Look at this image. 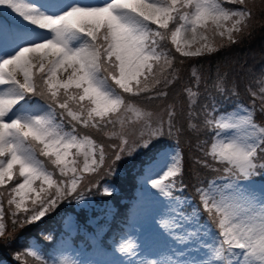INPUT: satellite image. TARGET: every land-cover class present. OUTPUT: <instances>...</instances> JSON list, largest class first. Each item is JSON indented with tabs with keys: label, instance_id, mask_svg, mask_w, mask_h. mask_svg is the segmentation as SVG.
Segmentation results:
<instances>
[{
	"label": "snow or ice",
	"instance_id": "snow-or-ice-1",
	"mask_svg": "<svg viewBox=\"0 0 264 264\" xmlns=\"http://www.w3.org/2000/svg\"><path fill=\"white\" fill-rule=\"evenodd\" d=\"M254 7L251 0H0V17L21 18L0 25V238H7L6 217L21 228L41 222L62 202L83 201L87 177L101 169L116 176L117 162L178 135L172 104L165 118L137 103L167 97L177 79L167 42L180 57L211 54L250 29ZM221 80L215 87L223 93ZM185 91L189 129L211 137L193 166L215 175L193 185L195 199L185 196L179 142L156 149L142 184L162 209L154 218L157 243L124 239L111 264H264V187L259 194L251 188V178L264 174V123L255 108L240 105L231 112L203 105L198 114L199 93ZM259 98L264 113V87ZM198 115L202 122L193 123ZM81 129L118 141L108 145L112 156ZM25 255L35 264H76L66 249Z\"/></svg>",
	"mask_w": 264,
	"mask_h": 264
},
{
	"label": "trees",
	"instance_id": "trees-1",
	"mask_svg": "<svg viewBox=\"0 0 264 264\" xmlns=\"http://www.w3.org/2000/svg\"><path fill=\"white\" fill-rule=\"evenodd\" d=\"M250 29L241 36L237 37V43H228L223 41L224 46L219 47L217 51L199 57H180L179 53H175L173 48L167 47L172 50V54L177 57L176 67L178 69L177 79L165 89L168 96L156 101H139L137 100L146 111L154 113V116L165 115L162 110L167 108V105L172 104L177 113L175 121L177 126L181 128V132L176 136H169L165 134L159 138V143L152 151L140 150L138 153L117 162L118 175L112 176L105 173L104 169L98 175L87 177L81 185V190L84 195H91L95 201L101 204H109L114 208L113 217L109 225V233L113 228H117L118 217L122 214L123 208L126 204L125 199L130 196V188L133 182H136L138 177L144 172V165L151 158L156 149H167L175 147L177 141L184 156V183L187 185L184 195L193 197V185L200 181L212 178L215 173L208 169H204L199 165L193 166L196 159H203L201 148H210V134L205 130L194 132L188 127V111H189V96L185 91L186 88H191L193 91L198 92L197 104L193 106V110L198 114L201 112L203 105H216L218 108L233 111L235 106L240 105L246 108H255V119L257 123H264V113L259 111L261 101L259 92L264 84V66H259L256 71L257 65L264 64V3H261L258 10H255L253 19L250 21ZM183 60L184 63L178 65L179 61ZM196 71L200 76V83L196 85V79L192 75ZM218 77H222L221 84L225 91L219 92L215 87V82ZM253 92L257 95L254 97ZM235 93V94H234ZM32 101L37 100L34 98ZM40 103H43L40 101ZM193 123L200 124L203 120L202 116L191 118ZM93 133L97 143L105 147L108 157L112 156V150L108 145L118 143L114 138L97 133L94 129H86ZM208 140V144L202 142ZM82 160V157H81ZM110 163V160H107ZM264 178V174H258ZM255 177V176H254ZM115 188L112 195L104 194V187L109 185ZM125 201V202H124ZM74 199H69L62 202L53 212L42 219L41 222L28 225L26 227H14L6 217V234H9V240L0 238V261L3 264H35L32 257H27L26 241L28 238L35 237L41 240L44 234L53 231L59 222V216L62 213L73 212L81 219L82 222H87L88 217L92 216L87 209L80 208L75 210L73 207ZM5 209L7 204L5 202ZM190 212V209H188ZM78 222V220H77ZM76 222V223H77ZM89 228V226H87ZM42 241V242H46ZM20 256L21 260L15 259Z\"/></svg>",
	"mask_w": 264,
	"mask_h": 264
},
{
	"label": "rangeland",
	"instance_id": "rangeland-1",
	"mask_svg": "<svg viewBox=\"0 0 264 264\" xmlns=\"http://www.w3.org/2000/svg\"><path fill=\"white\" fill-rule=\"evenodd\" d=\"M81 2L98 3L100 2V0H81ZM251 3L255 6L253 11L254 16L255 10L259 9L261 3H264V0H251ZM4 14L5 16H9L11 19H14L18 22H20L21 20V18L16 17L15 14ZM0 25L5 26V24L1 20ZM219 39L220 38H217V40ZM180 64L181 63H178V65ZM259 66H264V64L260 63L259 65H257V67ZM236 110L238 111L239 109ZM81 130L82 132H86V129ZM163 150H171V148ZM262 187H264L263 183L251 182V188L255 190L257 194H259ZM151 191L152 190L150 188H144L142 190L141 202L138 204H134V206H132L131 209L127 212L126 221L123 223L122 229L117 230L115 236L109 237L108 247L111 251V255L109 257H104L101 254L99 250L100 243L98 241L97 233L90 234L86 237L89 243L88 248L84 246L83 241H78L79 243L77 245L71 244L69 241V237H67V235H63L61 238L57 239L56 245L50 249V251L52 252L51 255L57 254L58 250L60 249H66L67 254L75 260L76 264H111L112 261L119 258V254L115 252V247L124 239L135 240L145 245L146 247L155 246L157 240L154 236V218L157 217V214L161 212L162 209L160 205L154 200V198L149 194ZM76 204L77 206L89 207L92 204V201L89 198H84L83 201H81L80 203L76 202ZM63 225L68 234L73 233L74 221L72 216H66ZM2 239L3 238H1V240ZM28 249H35L37 251H41L37 242H31L29 246L26 247V250ZM0 264L3 263L0 262Z\"/></svg>",
	"mask_w": 264,
	"mask_h": 264
},
{
	"label": "bare ground",
	"instance_id": "bare-ground-1",
	"mask_svg": "<svg viewBox=\"0 0 264 264\" xmlns=\"http://www.w3.org/2000/svg\"><path fill=\"white\" fill-rule=\"evenodd\" d=\"M125 201H126V199H125ZM125 201H124V202H125Z\"/></svg>",
	"mask_w": 264,
	"mask_h": 264
}]
</instances>
